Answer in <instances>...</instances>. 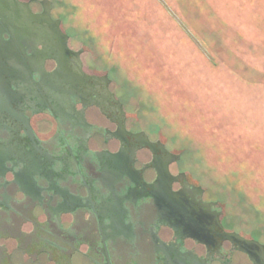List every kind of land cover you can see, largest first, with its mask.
Masks as SVG:
<instances>
[{
	"label": "flooded vegetation",
	"instance_id": "flooded-vegetation-1",
	"mask_svg": "<svg viewBox=\"0 0 264 264\" xmlns=\"http://www.w3.org/2000/svg\"><path fill=\"white\" fill-rule=\"evenodd\" d=\"M65 8L0 0V264L264 263L249 215L140 116Z\"/></svg>",
	"mask_w": 264,
	"mask_h": 264
},
{
	"label": "rangeland",
	"instance_id": "rangeland-1",
	"mask_svg": "<svg viewBox=\"0 0 264 264\" xmlns=\"http://www.w3.org/2000/svg\"><path fill=\"white\" fill-rule=\"evenodd\" d=\"M58 1L140 116L264 239V0Z\"/></svg>",
	"mask_w": 264,
	"mask_h": 264
},
{
	"label": "water",
	"instance_id": "water-1",
	"mask_svg": "<svg viewBox=\"0 0 264 264\" xmlns=\"http://www.w3.org/2000/svg\"><path fill=\"white\" fill-rule=\"evenodd\" d=\"M247 251H248V253H249V255H250V257H251V259L256 263V264H260L259 262V260L258 259H256V255L255 254H253V253H251L248 249H246ZM263 262H262V260H261V264H262ZM264 264V263H263Z\"/></svg>",
	"mask_w": 264,
	"mask_h": 264
}]
</instances>
